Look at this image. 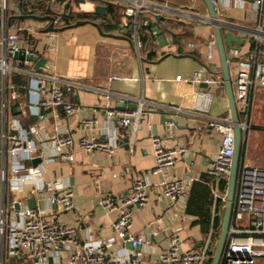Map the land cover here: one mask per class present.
<instances>
[{
    "label": "built area",
    "instance_id": "1",
    "mask_svg": "<svg viewBox=\"0 0 264 264\" xmlns=\"http://www.w3.org/2000/svg\"><path fill=\"white\" fill-rule=\"evenodd\" d=\"M56 1L48 0V3L53 5L51 15L55 26L61 27L65 22L63 15L68 12L80 13L85 0H70L71 4L65 7L64 3L61 11L55 7ZM199 1L189 0L178 7L155 0L96 2L112 3L109 8H116L114 17L117 19V33L130 37L136 55L143 58L142 35L158 13L154 11L168 13L173 10L177 16L187 20L212 24L204 1L201 0L203 9ZM252 1L256 8L264 4V0ZM8 2L0 1V264H211L221 234L214 223L227 200L228 176L235 147L231 113L229 116L212 113L214 90L200 89L193 95V114L205 116L208 125L221 135V147L209 160L205 172L213 206L210 226L201 245L181 249L184 238L181 228H178L166 234L169 247L160 252L157 263H149L144 250L140 248L151 246V242L144 235L132 232V207L141 206L148 200L151 188L149 174H161L162 192L171 199L172 204L180 205L185 213L192 185L195 181L204 180L202 173L185 178L175 174L173 168L176 161L188 151V145L179 143L171 146L166 143L165 136L158 134L152 136L155 167L149 173L136 175L126 192L118 195L104 193L100 196L104 209L118 212L114 223L115 237L95 236L93 226L87 224L85 236L81 239L79 225L59 220V214L76 209V202L72 183L55 163H74L78 148L88 153L112 156L115 146L109 138L116 142L118 132L108 133L105 139L104 118L99 135H89L85 131L78 133L70 127L69 118L84 110V105L73 99L77 88L84 84H77L60 75L52 68L48 58L40 70L36 68L44 55L34 47L26 49L19 42L21 24L17 16L10 14L11 5ZM211 2L220 20L226 23L229 18L227 15L244 8L248 0ZM21 3L26 12H43L36 0L34 3L21 0ZM261 20L260 14L257 22ZM223 27L228 29L227 25ZM252 33L258 35L256 30ZM206 48L209 62L217 52L214 35ZM22 50L27 54L32 53L37 59L15 58L14 54ZM228 52L240 124L250 129L254 91L264 88V47L253 49L245 55L232 48ZM177 79H181V76ZM189 80L204 83L207 87L224 84L222 76L203 78L198 70ZM104 92L108 100L92 107L93 115L84 118L82 125L92 128L99 122L96 114L105 112L108 123L114 122L115 131L120 128L122 135L129 138L128 143L134 141L136 131L143 122L149 123V116L153 113L147 109V100L144 97H130L125 101L135 102V108L129 105L119 107L111 101V92ZM169 108L183 111L175 106ZM35 159L39 161L35 162ZM223 181H226L224 189L220 186ZM234 197L232 223L220 264H264V167L244 162L239 171ZM32 202L34 205L31 207ZM184 216L191 219L187 214ZM117 239L126 244L131 243L132 249L116 251Z\"/></svg>",
    "mask_w": 264,
    "mask_h": 264
},
{
    "label": "crops",
    "instance_id": "2",
    "mask_svg": "<svg viewBox=\"0 0 264 264\" xmlns=\"http://www.w3.org/2000/svg\"><path fill=\"white\" fill-rule=\"evenodd\" d=\"M34 1L29 0L31 3ZM36 1L43 12L24 11L21 0H16L17 6L10 3L14 16H17L21 24L19 42L26 49L34 47L47 57L52 68L60 75L66 76L77 84H84L83 87L77 88L75 95L73 94V99L80 101L84 105V110L69 118L70 127L78 133L85 131L89 135H99L104 118L105 139L108 133L118 132L119 136L116 142L109 138L115 146L112 156L88 153L78 148L74 163H55L57 167H61L64 176L72 183L76 202L75 210L63 212L58 217L63 222L79 225L81 239L85 236L84 228L87 224L93 226L95 236L112 238L116 234L114 223L118 212L104 209L99 200L100 196L104 193L118 195L126 192L130 189L136 175L149 173L155 167L153 135L165 136L166 143L171 146L179 143L188 145V151L178 158L173 168V172L183 178L206 172L209 160L221 147V135L208 125L206 117L193 114L195 102L193 95L200 89L212 88L215 92L212 113L229 116L230 107L226 92L221 89L222 85L207 87L204 83L198 84L189 80L195 70L200 71L203 78L210 75L215 78L220 77L218 53L216 52L209 62L207 58L206 47L213 37V31L206 30L204 28L206 25L202 22H199V25L203 28L198 27L197 32L178 31L180 28L185 29L186 25H189V20L179 18L174 22V19L167 17L165 12L154 11L163 17L157 18L156 14L153 17L151 21L153 33L147 32L144 57L140 58L136 55L131 38L117 33L115 23L114 31L106 30L105 32L123 37L104 35L92 23L76 27L64 23L65 27L61 26L64 27L61 31H45L51 20L37 19L31 15L39 17L51 15V11V13L45 12V8H49L50 3L48 0ZM67 1L57 0L55 7L61 11ZM83 2L81 12H91L98 4L91 0ZM260 14L262 20L257 22ZM23 15L29 16L20 17ZM227 16L228 21L237 25L236 28L230 29L246 39L239 50L242 55L248 54L253 49L264 47V4L256 8L253 1L248 0L244 8L236 9ZM23 19H28L26 24H23ZM255 30L258 35L252 33ZM170 31L175 32L184 46L185 56L177 54V44L174 43ZM254 42L256 46L252 47ZM191 43L193 46L190 47ZM150 51L155 55L154 59L147 58ZM178 76H181V79H177ZM101 89L102 92H100ZM105 90L111 92V101L119 107L135 103L125 101L126 98L144 97L147 100V109L153 111L149 116V123H142L135 133V140L129 142L128 146L123 141L125 136L122 135V130L118 128L115 131L114 122L108 123L105 112L96 114L99 122L92 128L82 125L84 118L93 115L92 107L108 100ZM172 106L181 108L183 111H172L169 108ZM252 106L253 109L257 108V113L259 111L263 113L264 120V88L255 89ZM253 109L251 126L257 125L253 122ZM163 115L173 118L176 124L175 133L170 126L161 122ZM250 131L251 127L248 129L244 160L247 164H255L254 158L252 157V160L251 156H248ZM161 178V174H149L151 188L148 200L141 206L132 207L134 211L132 232L135 235H144L151 242V246L140 248L144 250L145 258L149 263H157L160 252L169 247L166 235L168 232L181 228L184 238L181 244L183 250L199 247L205 234L200 224L194 225V217L186 219L184 215L187 213L183 211V208L178 204H172L171 199L164 195L160 186ZM115 247L119 252L132 249V246L123 243L120 239L116 240Z\"/></svg>",
    "mask_w": 264,
    "mask_h": 264
},
{
    "label": "water",
    "instance_id": "3",
    "mask_svg": "<svg viewBox=\"0 0 264 264\" xmlns=\"http://www.w3.org/2000/svg\"><path fill=\"white\" fill-rule=\"evenodd\" d=\"M92 2L97 1V0H91ZM206 6L207 13L209 16L212 18V27H213V35L216 40V49L217 53L219 56V62H220V71H222V77L224 81V88L227 96V102L228 106L230 107V113H231V120L232 124L234 125V142H235V147L232 155V165L230 168V173L228 176V187H227V192H226V203L224 206V211H223V219H222V227L220 230V236L217 241L216 247L214 249V255L212 257L211 264H220L224 249L227 245L228 241V236H229V228L232 223V218H233V210H234V194L237 186V181H238V175L239 171L241 169V166L245 162L244 156H245V151H246V146H247V136H248V128L242 127L240 124V119H239V114H238V106H236V99H235V90L233 88V81H232V74L230 70V65H229V49H236V50H241V46L245 43L246 39L241 38L240 34H237L234 30L230 28H236L237 25L231 21H226V23H223L220 20V17L217 14L216 9L214 8L211 0H203ZM71 4L70 0L66 2L65 7H68ZM112 5V3L108 4H97L94 8L92 13L95 15H107L109 7ZM49 10H52L51 6L49 7ZM157 18H162L163 16L161 14H156ZM29 15H23L20 16L22 18H27ZM33 18L37 19H49L51 20V23L47 26L45 31H61L64 29V27H57L54 24L53 21V16L48 14L45 17H39L35 15H31ZM182 21V20H181ZM183 22V21H182ZM85 23H92L94 24L99 32H101L104 35H110L112 37H123V36H117L112 33H106L103 29L102 26L99 25L98 23L88 20V19H81L73 24H70L69 26H81L82 24ZM223 25H227L228 29H224ZM170 34L174 38V43L177 44V54L179 56H185L184 51V46L180 43L179 39L175 35V32H171ZM125 38V37H124ZM129 39V38H128ZM130 40V39H129ZM192 55V54H191ZM188 55V56H191ZM15 58L19 59H30V60H36V56L33 55L32 53H26V51H18L14 54ZM47 62V57H42L36 64V68L40 70V66L45 65ZM206 85V84H205ZM123 105V104H122ZM130 107L135 108L136 104L132 103L129 104ZM162 123L165 125L170 126L171 130L173 133H175V122L173 118L168 117L166 115L162 116ZM125 142V145L128 146V141L129 138L125 137L123 139ZM39 159H35V162H38ZM34 205V203H31V207ZM128 245L132 246L131 243H127Z\"/></svg>",
    "mask_w": 264,
    "mask_h": 264
},
{
    "label": "trees",
    "instance_id": "4",
    "mask_svg": "<svg viewBox=\"0 0 264 264\" xmlns=\"http://www.w3.org/2000/svg\"><path fill=\"white\" fill-rule=\"evenodd\" d=\"M11 10H10V14H13L14 12L13 7H11ZM45 10H44L45 12H49V13L53 12V9L49 10V8L47 7L45 8ZM115 12H116L115 7L109 8L108 14L105 16L100 15V14L95 15L92 12H81V13H76V12L69 13L68 12L63 15V21H65L64 23L66 24H71L81 19H88V20H92L98 23L99 25H101L104 31L106 30L114 31V28H115L114 23L117 22V19H115L114 17ZM0 15H1V9H0ZM147 32H152V23H150L149 26L145 28V32H143L142 37H143L144 42L147 39V36H146ZM0 33H1V23H0ZM255 46L256 45L254 42L252 47H255ZM148 54L149 55L147 58L154 59L155 55L153 54V52L150 51ZM252 128H255L259 131H264L263 126L253 125ZM202 177L204 179L203 181L202 180L195 181L191 187L190 194L188 196L187 205H186V213L187 215L195 218L193 222L194 225L197 223L200 224L202 226V230L204 232H207L210 226L211 218H212L211 210L213 206V197H212V192L209 186V179L207 178V173L205 172L202 173ZM225 185H226V181H223L220 186L222 189H224ZM223 211H224V205L222 206L219 214H217V217L214 223L215 228L218 230V232L221 230V227H222Z\"/></svg>",
    "mask_w": 264,
    "mask_h": 264
},
{
    "label": "rangeland",
    "instance_id": "5",
    "mask_svg": "<svg viewBox=\"0 0 264 264\" xmlns=\"http://www.w3.org/2000/svg\"><path fill=\"white\" fill-rule=\"evenodd\" d=\"M188 1L189 0H163L162 3L163 4H167L168 3L170 6L178 7V6H181L180 4L188 3ZM10 3L15 5L16 4V0H9L8 4H10ZM198 4H201V8L203 9V3H202L201 0L198 2ZM10 10H11V7H10ZM243 12H244V10H243ZM166 15H167V17H169L171 19L173 18L174 22H176L175 19H179V18L185 19V18H182L181 16H177L176 13H173V10L168 12V13L166 12ZM27 21H28V19H23L22 20L23 24H26ZM199 21H201V20H199ZM199 21L198 20H194V19L193 20H189V25H186L185 29L180 28L178 31H181V32L182 31H187L188 33L197 32L196 29L198 27L199 28H203L201 25H199ZM204 28H206V30L209 29L210 31H213L212 24H210V23L208 25H206V27H204ZM220 72H221L220 76H222V71H220ZM221 89H223V91H225L223 83H222ZM214 101H215V98H214ZM214 103L215 102H213V104ZM256 109L257 108L253 109V111H254V114H253L254 121L253 122L257 123V125L260 124V126L264 127L263 113L261 111H259V113H257ZM248 142H250L248 156H251L252 160L254 158L253 161L255 162V164H257V165L261 164V166H263L264 165V131H259V130L255 129V128H252V126H251V131L249 132Z\"/></svg>",
    "mask_w": 264,
    "mask_h": 264
}]
</instances>
